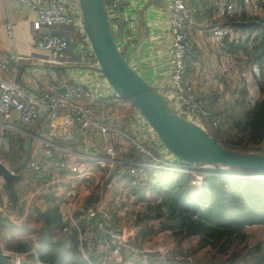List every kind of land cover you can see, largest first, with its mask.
<instances>
[{"label": "built area", "instance_id": "obj_1", "mask_svg": "<svg viewBox=\"0 0 264 264\" xmlns=\"http://www.w3.org/2000/svg\"><path fill=\"white\" fill-rule=\"evenodd\" d=\"M2 1L16 3L35 14L26 21L29 44L44 51L46 56L37 60L48 65L49 72L57 70L60 75L41 80V75L48 74L46 69L30 71L21 66L23 56L16 52L0 53V145L8 146L6 133L19 125L17 131L28 143L24 147L27 151L24 166L38 181L53 177L52 181L57 182L49 187L54 188L55 204L63 219L71 220V213L79 211L87 226L105 228V247L112 245L129 255L143 257L142 250L123 234L129 210L132 208L134 217L137 209L133 196L119 192L112 203L120 201V205L114 203L112 207L106 202L104 192L115 179L124 177L126 182L122 186L129 189L141 183L147 169L190 173V184L195 186L206 175L245 176L231 174L229 168L220 164L183 162L166 150L139 111L116 94L98 71L77 0ZM124 5V0H108L104 6L109 30L119 50L117 40L122 33L131 37L136 34L140 10L138 7L128 13ZM241 8L251 15L264 13V6L257 0H211V23L195 28L201 19L198 9L187 0H167L164 15L169 33L164 52L167 80L148 83L160 94L167 109L212 138L224 126L221 116L239 89L250 105L264 97V88L259 87L256 79L259 75L256 64L247 55L235 54L227 48L229 43L241 41L243 35L221 19ZM75 24L79 26L78 32ZM67 28L72 32H66ZM4 30L13 38L10 24ZM207 51L213 54V63L208 67L204 64ZM66 54L74 60L60 58ZM205 70L215 83L214 96L203 95L198 89V75ZM228 86L233 88L232 93L224 92ZM75 143L77 148L73 149ZM249 152L264 155V140ZM5 166L11 174L16 173L15 168ZM10 206L0 178V222L20 224L23 218L9 216ZM30 251L34 264H44L36 258L34 247ZM0 255L12 264H19L23 258V254L3 248ZM175 257L181 259L179 254ZM185 259L195 264L191 257L186 255Z\"/></svg>", "mask_w": 264, "mask_h": 264}, {"label": "trees", "instance_id": "obj_2", "mask_svg": "<svg viewBox=\"0 0 264 264\" xmlns=\"http://www.w3.org/2000/svg\"><path fill=\"white\" fill-rule=\"evenodd\" d=\"M102 1L106 6L108 0ZM257 1L264 6L263 0ZM187 2L198 9L201 19L209 17L208 0ZM221 21L242 33V40L229 43L227 48L235 54L247 55L256 64L259 70L256 79L259 87L264 88V13L251 15L241 8ZM230 102L232 105L229 108L226 105V113L221 116L224 126L217 130L214 139L230 150L249 152L264 140V97L250 105L239 89ZM229 173L245 176L206 175L195 186L189 183L186 173L147 169L141 183L127 189L138 205L134 213L135 240L168 231L174 239L193 237L196 246L192 253L208 248L211 264H239L248 241L245 228L264 226V170L230 168ZM41 196L45 207L33 206L20 224L0 222V251L3 248L23 254L19 264H34L30 251L34 238L37 245L34 253L44 264H100L95 261L96 255L88 254L85 233L95 227L101 243L105 228L87 226L79 211L71 213L72 221L63 219L55 204V194L47 192ZM84 243L86 249H82ZM251 248L257 252L258 243ZM173 253L180 255L182 263L189 264L186 254L178 250ZM125 254L130 260L127 264H141L131 259L139 256ZM0 264L12 263L0 255Z\"/></svg>", "mask_w": 264, "mask_h": 264}, {"label": "crops", "instance_id": "obj_3", "mask_svg": "<svg viewBox=\"0 0 264 264\" xmlns=\"http://www.w3.org/2000/svg\"><path fill=\"white\" fill-rule=\"evenodd\" d=\"M166 3L167 0H124V10L128 13L132 12L134 8L140 7L138 20L136 22L137 32L132 37L128 35L124 36L122 33L121 38H118L119 41L117 40V44L121 50L124 51V57L129 65L150 85L156 79L162 82L167 80L166 68L164 64V52L169 43V33L164 22ZM34 16L35 14L33 12L26 11L16 3L3 2L0 0V53L8 54L11 52H16L18 55H21L25 58L23 61H21V66L25 65L30 71L34 69H46L48 74L45 76L41 75V80H51L54 76L60 74L57 73V70H54V73L49 72V66L37 60V58L40 59L45 57L46 53L44 51H37L33 46H31V44H29L30 33L29 29L27 28L26 21L27 19ZM6 24H10L12 26L13 38L5 34L4 27ZM75 30L77 32L79 31V26L77 24H75ZM66 32L70 33L72 31L70 28H67ZM66 32L63 31V34H66ZM68 37L71 39L72 36L68 34ZM60 58L67 61L74 60L73 56L69 57L67 54L66 56ZM212 61L213 54L211 51H207L204 55V62L206 63L205 66L208 67L211 63H213ZM32 74L35 77L40 76L38 73ZM214 86L215 83L212 77L207 74V70L199 73L198 89L201 94L214 96ZM232 90L233 89L230 87H226L224 92L230 93ZM227 105L229 108L232 103L229 101L227 102ZM18 126L19 125H14L15 129H10L6 133V138H8L9 142L7 147L0 145V155L5 158L2 160L0 157V160L2 163H5V165L15 168L17 170L16 173L20 174L21 176V179L14 185V190L17 196L15 206L12 207L11 205L10 209H8V213L10 217L18 215L19 217L24 218L26 213L29 212L33 206L40 208L45 207L46 204L41 195L54 191V188L52 189L49 186H53L57 182L52 181L53 177L46 178L44 181H38L34 179V175L28 171L23 163L14 164L15 162L13 161L12 156V141L17 142L19 140L17 137V134L19 133L17 131ZM20 129L21 127H19V130ZM12 134L15 136L12 137ZM76 146L77 143L73 145V149L77 148ZM22 149L21 150L25 157L27 151L23 147ZM14 152H16V150ZM18 158L19 156L15 157L16 160L20 159ZM21 169L22 173L20 172ZM114 176L116 177V175ZM119 195V192H117L112 198ZM112 198L106 199L108 205L112 207H114V203H117L116 205H120V201H114L112 203ZM130 210H132V208ZM130 210L124 221L123 234L127 239L133 241V243L137 245V247L143 252V257H132L131 259H136L137 263H147V260L151 259L150 257L152 256V258L154 257L157 260V264H169L168 262L172 264H183L182 261L175 257L173 251L170 252L172 249H175L176 243L168 231L150 233L145 235L140 240H135L137 229L134 225V217L131 215ZM253 226L258 227L259 225H252V227ZM94 228L95 227L91 228L90 231L87 230L85 233L89 241V244L87 243L88 254L96 255L97 260L95 261L100 264H127L128 260L126 257L128 256L122 250L115 249L112 245L105 247L103 244L104 241L99 243L100 239L96 238L97 232ZM31 239V247L35 248L37 246L36 242L33 240L34 238ZM102 239L103 238L101 237V240ZM192 241L195 242L193 237L185 238L181 242L183 244L186 243L190 245ZM99 244H103L104 248H100ZM202 250H206L208 252V254H205V258L207 263L211 264L210 252L208 251V248ZM202 250H199L198 254H200ZM201 255L203 254L201 253Z\"/></svg>", "mask_w": 264, "mask_h": 264}, {"label": "water", "instance_id": "obj_4", "mask_svg": "<svg viewBox=\"0 0 264 264\" xmlns=\"http://www.w3.org/2000/svg\"><path fill=\"white\" fill-rule=\"evenodd\" d=\"M83 30L95 56L98 71L113 91L139 111L172 155L187 163H213L227 168L264 170V155L223 147L194 123L165 107L160 94L128 64L117 49L106 19L102 0H77ZM62 90V89H61ZM0 178L12 207L16 203L14 185L20 174H11L0 163Z\"/></svg>", "mask_w": 264, "mask_h": 264}, {"label": "rangeland", "instance_id": "obj_5", "mask_svg": "<svg viewBox=\"0 0 264 264\" xmlns=\"http://www.w3.org/2000/svg\"><path fill=\"white\" fill-rule=\"evenodd\" d=\"M210 3H211V0H208V5L207 7L209 6L210 8ZM207 18V17H205ZM205 18H202L200 19V21H197L196 23V26L195 28H198V27H202L204 24H209L211 23L209 17L207 19ZM125 34V33H124ZM117 36H121L117 33ZM120 52L124 55V51H122L120 49ZM204 64L206 65V63L204 62ZM231 88V86H228ZM227 87V88H228ZM233 89V88H231ZM233 90L230 92L232 93ZM226 113V112H225ZM15 135L12 134V137H14ZM17 137L19 138V140L17 142H14L12 141V147H13V153H12V156H13V162L14 164L16 163H19V164H22L24 162V153L22 152V147L24 148V146H26L27 144V141L25 140L24 137H22L21 134H17ZM22 149V150H21ZM16 150V152H14ZM16 156H19V160H16L15 157ZM1 159H5L2 155H0ZM18 164V165H19ZM24 164V163H23ZM22 173V169L20 171ZM189 175V183L192 179L191 177V174L190 173H187ZM154 175H157V174H154ZM163 179V177H161ZM164 180V179H163ZM126 180L124 177L122 178H117L115 179L114 182L110 183L108 187H106V190L104 192V196L106 198H112L117 192H127V189L126 187L122 184L125 183ZM138 206V205H137ZM59 213L61 214L62 211H59ZM68 218V217H65V219ZM246 230V233L248 235V241H247V246H245L244 248V256H243V253H242V258H241V261L239 262V264H264V227L263 226H258V227H252V226H248L247 228H245ZM183 239H174L175 241V249L174 250H178L180 253L182 254H186L187 257H191L192 259H194L195 261V264H208L207 263V260L205 258V254H208V252L205 250L202 252H200V254H198L199 250H196L195 253H192L191 251L195 250V246H196V243L194 241H192V243L190 245L188 244H183L181 241ZM86 243L89 244V241L88 239L85 240ZM194 243V244H193ZM258 243L259 245V249L257 252L253 251L252 250V246H254V244ZM84 247L82 249H86V244L84 243ZM100 248H104L103 247V244H99ZM137 246V245H136ZM95 248H96V245H95ZM173 249L170 251H174ZM201 253L203 255H201ZM83 256L85 257V254L83 252ZM151 259L147 260V263H143L141 262L142 264H157V260L152 256L150 257ZM130 260H128L127 262L129 263ZM169 264H172L170 262H168ZM184 264V263H183Z\"/></svg>", "mask_w": 264, "mask_h": 264}, {"label": "clouds", "instance_id": "obj_6", "mask_svg": "<svg viewBox=\"0 0 264 264\" xmlns=\"http://www.w3.org/2000/svg\"><path fill=\"white\" fill-rule=\"evenodd\" d=\"M32 248V247H31ZM175 256H177L178 254H174ZM24 256V255H23ZM179 259V258H178ZM180 260V259H179ZM23 261V258H22V260L20 261V262H22Z\"/></svg>", "mask_w": 264, "mask_h": 264}]
</instances>
